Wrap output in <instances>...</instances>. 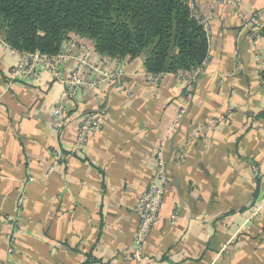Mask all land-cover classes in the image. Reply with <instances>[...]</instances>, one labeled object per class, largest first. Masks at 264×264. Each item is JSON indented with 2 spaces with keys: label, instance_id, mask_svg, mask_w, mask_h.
Wrapping results in <instances>:
<instances>
[{
  "label": "crops",
  "instance_id": "crops-1",
  "mask_svg": "<svg viewBox=\"0 0 264 264\" xmlns=\"http://www.w3.org/2000/svg\"><path fill=\"white\" fill-rule=\"evenodd\" d=\"M236 1L191 0L209 37L191 99L187 74L151 84L142 58H94L125 75L104 81L86 69L95 85L65 101L63 119L54 110L65 86L44 68L12 82L20 58L0 36V264H264V207L254 214L264 206V28L244 27ZM240 9L264 14V0ZM85 47L66 42L62 76ZM94 112H104L102 130L79 147ZM162 144L168 184L137 257L135 206Z\"/></svg>",
  "mask_w": 264,
  "mask_h": 264
},
{
  "label": "trees",
  "instance_id": "trees-1",
  "mask_svg": "<svg viewBox=\"0 0 264 264\" xmlns=\"http://www.w3.org/2000/svg\"><path fill=\"white\" fill-rule=\"evenodd\" d=\"M0 36L14 50L48 57L80 37L104 58H142L154 75H190L209 54L191 0H0Z\"/></svg>",
  "mask_w": 264,
  "mask_h": 264
},
{
  "label": "built area",
  "instance_id": "built-area-1",
  "mask_svg": "<svg viewBox=\"0 0 264 264\" xmlns=\"http://www.w3.org/2000/svg\"><path fill=\"white\" fill-rule=\"evenodd\" d=\"M234 7L236 11H238L244 27L250 29L264 28V14L262 12H257L250 17L245 16L240 9V0L236 1ZM191 8L194 10L192 3ZM197 18L201 20L202 25L208 32V20L202 19L199 16H197ZM4 46L13 54L14 57L20 58L18 63L10 72V79L12 82L27 83L30 81H36L40 77V69L44 68L51 73L56 82H59L65 86V91L62 93L60 101L54 110V117L58 119H63L66 116V109L64 106L65 101L75 98L80 92L85 95L90 88L94 87L95 83L84 82L81 78L82 73L86 69L100 74L102 76V80L104 81L115 79L118 80L123 75H125L123 71L108 72L97 67L96 63H94L92 60L94 58H101L102 56L96 52L94 47H85L81 56L77 58V65L75 69L67 77H64L62 76L61 70L63 65L68 61V59L71 58L70 55L61 53L56 57H48L39 53H22L12 49L6 43ZM195 71L188 75L190 86V92L188 94L189 99L192 98V91L194 89V83L196 80ZM161 76L163 75H154L146 72V74H144V79L147 83L154 84L160 81ZM119 81L117 86L121 88L123 84L121 81ZM103 115L104 112H94L88 114L82 120L78 129L77 145L79 147L85 146L93 135L99 133L102 130ZM155 160L156 172L152 183L148 190L139 198L135 206V212L139 218V227L134 240L137 250V257H141V251L146 239L154 225L160 219L161 208L168 184V168L163 144L156 152ZM19 205H23L22 200L20 201ZM262 207H264L263 204H260L258 207H256L254 214L259 212ZM11 251L12 248L10 249V252Z\"/></svg>",
  "mask_w": 264,
  "mask_h": 264
}]
</instances>
